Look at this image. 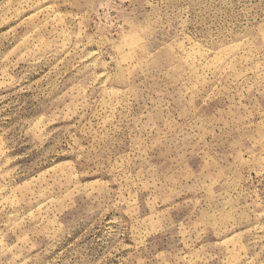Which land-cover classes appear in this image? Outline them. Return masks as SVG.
<instances>
[{
	"label": "rangeland",
	"instance_id": "374dc122",
	"mask_svg": "<svg viewBox=\"0 0 264 264\" xmlns=\"http://www.w3.org/2000/svg\"><path fill=\"white\" fill-rule=\"evenodd\" d=\"M0 264H264V0H0Z\"/></svg>",
	"mask_w": 264,
	"mask_h": 264
}]
</instances>
